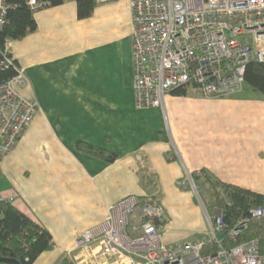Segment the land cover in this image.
<instances>
[{
	"label": "crops",
	"instance_id": "1",
	"mask_svg": "<svg viewBox=\"0 0 264 264\" xmlns=\"http://www.w3.org/2000/svg\"><path fill=\"white\" fill-rule=\"evenodd\" d=\"M34 16L37 28L9 47L27 77L20 92L39 106L14 150L0 156V197L52 235V249L33 264H64L109 204L148 193L139 173L145 164L156 174L168 244L196 241L209 229L193 173L208 169L264 193L262 93L245 84L235 95L207 97L189 85L167 94L165 109L138 108L130 0L96 3L85 18L65 0ZM187 226L196 229L191 238Z\"/></svg>",
	"mask_w": 264,
	"mask_h": 264
},
{
	"label": "built area",
	"instance_id": "2",
	"mask_svg": "<svg viewBox=\"0 0 264 264\" xmlns=\"http://www.w3.org/2000/svg\"><path fill=\"white\" fill-rule=\"evenodd\" d=\"M25 2L32 12L51 6L48 0ZM12 7L11 0H0V32ZM130 7L138 108L165 109L166 95L189 85L207 97L235 95L246 84L248 64L264 63V0H130ZM0 68L16 71L0 80L3 156L14 150L39 105L18 88L27 77L9 41L0 43ZM190 181L199 193L194 180ZM139 204L136 194L109 204L106 217L77 236L75 247L68 251L70 260L74 264H264V234L239 240L248 226L246 217L229 226L221 210L212 215L205 208L209 229L203 237L168 244L162 203L147 197L132 221ZM251 216L264 217V206L253 207ZM213 245L215 250L207 251Z\"/></svg>",
	"mask_w": 264,
	"mask_h": 264
},
{
	"label": "trees",
	"instance_id": "3",
	"mask_svg": "<svg viewBox=\"0 0 264 264\" xmlns=\"http://www.w3.org/2000/svg\"><path fill=\"white\" fill-rule=\"evenodd\" d=\"M51 6L59 5L65 0H48ZM77 15L85 18L92 14L95 0H75ZM13 7L9 12V20L0 32V43L25 37L37 28L34 12L26 5L25 0H11ZM17 62V61H16ZM16 73L12 68H0V80L8 79ZM245 83L255 91L264 95V63L252 61L245 72ZM185 87L175 89V93H185ZM92 153L114 161L117 153L104 148L86 144ZM142 182L148 193L139 195L140 203L147 197L160 202L155 173L145 164L139 169ZM193 179L199 187V193L206 209L212 214L220 208L225 222L232 226L239 218L249 219L246 230L239 240H249L264 234V217L252 218L251 209L264 206V193L237 184L223 181L208 169L193 173ZM150 188V189H149ZM226 233H223L225 238ZM226 240V238H225ZM216 246H208L207 251ZM52 249V235L42 224L17 208L10 200L0 197V255L13 256L20 264H33L44 251ZM64 264H72L65 259Z\"/></svg>",
	"mask_w": 264,
	"mask_h": 264
},
{
	"label": "rangeland",
	"instance_id": "4",
	"mask_svg": "<svg viewBox=\"0 0 264 264\" xmlns=\"http://www.w3.org/2000/svg\"><path fill=\"white\" fill-rule=\"evenodd\" d=\"M196 193V195H197V197H198V199L201 201V203L204 205V203H203V201H202V199H201V196H200V193H197V192H195ZM205 206V205H204ZM206 208V207H205ZM141 203L136 207V209H135V212L132 214V216H131V219H132V221H134V220H136L137 218H138V214L139 213H141ZM218 210H221L220 208H215L214 210H213V213H212V215L214 214V212H216V211H218ZM203 215V217H204V219H205V221H207V218H205V216H204V213L202 214ZM165 228H166V226H165ZM167 229V228H166ZM196 231V229H193L191 226H187L185 229H184V235L185 236H189L190 238H191V236L193 235V232L194 231ZM70 262L72 263V264H74L71 260H70ZM1 264V263H0Z\"/></svg>",
	"mask_w": 264,
	"mask_h": 264
},
{
	"label": "water",
	"instance_id": "5",
	"mask_svg": "<svg viewBox=\"0 0 264 264\" xmlns=\"http://www.w3.org/2000/svg\"><path fill=\"white\" fill-rule=\"evenodd\" d=\"M0 263L3 264H20V261L13 256H1Z\"/></svg>",
	"mask_w": 264,
	"mask_h": 264
}]
</instances>
